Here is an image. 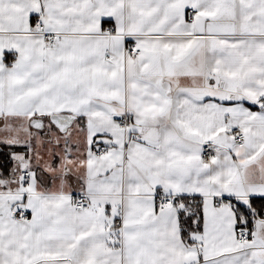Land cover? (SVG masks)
Wrapping results in <instances>:
<instances>
[{"label": "snow or ice", "instance_id": "6c2138e0", "mask_svg": "<svg viewBox=\"0 0 264 264\" xmlns=\"http://www.w3.org/2000/svg\"><path fill=\"white\" fill-rule=\"evenodd\" d=\"M0 264H264V0H0Z\"/></svg>", "mask_w": 264, "mask_h": 264}]
</instances>
